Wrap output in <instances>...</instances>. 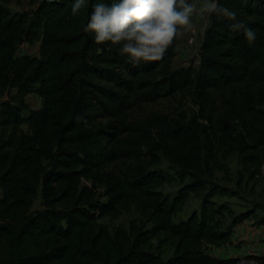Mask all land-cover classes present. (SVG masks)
I'll use <instances>...</instances> for the list:
<instances>
[{
    "label": "trees",
    "instance_id": "16d2710c",
    "mask_svg": "<svg viewBox=\"0 0 264 264\" xmlns=\"http://www.w3.org/2000/svg\"><path fill=\"white\" fill-rule=\"evenodd\" d=\"M72 2L20 13L0 1V264H234L207 247L230 243L250 214L213 201L224 190L210 178L227 170L220 153H237L254 173L264 165V0H220L256 40L212 17L198 65L180 68L179 39L160 61L133 66L83 31L91 6L73 17ZM38 42L39 55L17 54ZM178 96L197 101L199 117L137 118ZM161 156L192 179L172 200L160 190L167 176L151 169ZM202 192L200 213L176 221ZM134 206L143 223L110 232L100 222ZM154 240L174 247L168 261Z\"/></svg>",
    "mask_w": 264,
    "mask_h": 264
},
{
    "label": "rangeland",
    "instance_id": "374dc122",
    "mask_svg": "<svg viewBox=\"0 0 264 264\" xmlns=\"http://www.w3.org/2000/svg\"><path fill=\"white\" fill-rule=\"evenodd\" d=\"M1 1V0H0ZM42 0H8L9 8L12 12H27L34 10ZM193 23L195 25L192 31L185 32L179 38L176 55L173 59V67H188L190 65H198L200 59V50L205 34V30L209 26V19L202 16H194ZM40 42L35 44L24 43L18 47V55H39ZM28 104L34 108L42 107V99L36 94H30L27 97ZM137 118H148L149 116H168L170 119L184 117L190 120L199 117V105L192 97L187 99L182 96L164 98L156 103L144 106L143 109L137 111ZM200 119V118H199ZM201 121V119H200ZM218 158L226 166V171L214 170L212 182L223 188V194L215 196L212 200L219 204L228 205L236 215L241 213L250 214V219L254 221L255 232L249 238L243 240H235L233 245L227 248V252L233 253L240 251L238 257L246 255H264V165L260 171L254 173V169L248 163L239 157L237 153L224 155L220 153ZM210 166L213 162H208ZM152 170L161 171L167 178L168 182L160 187L165 196L172 200L179 191L188 184L192 183V179L175 163L170 162L165 157H160L157 165L152 166ZM207 177V176H206ZM208 179V177H207ZM210 189L209 185L206 187ZM104 189H101V193ZM204 192L200 194L192 193L187 201L184 210L176 217V221L187 219L194 212L200 213ZM41 200L35 203V208H41ZM232 218L226 216L225 222L230 224ZM136 221L143 223L141 212L134 206L130 211L122 213L120 216L105 217L100 220L107 226L110 232L121 227L129 229L130 224ZM248 225V224H247ZM151 224H148L150 227ZM246 228V227H245ZM247 229H250L248 226ZM154 248L156 253L161 254L164 261H168L174 253V247L170 244L159 246L157 240H154ZM207 252L211 253L212 247H207Z\"/></svg>",
    "mask_w": 264,
    "mask_h": 264
},
{
    "label": "clouds",
    "instance_id": "9594fccd",
    "mask_svg": "<svg viewBox=\"0 0 264 264\" xmlns=\"http://www.w3.org/2000/svg\"><path fill=\"white\" fill-rule=\"evenodd\" d=\"M89 5L83 31L98 45L115 46L136 67L160 61L174 41L194 29V16L228 19L233 21L230 28L243 32L249 44L257 38L255 30L237 20L220 0H73L71 15Z\"/></svg>",
    "mask_w": 264,
    "mask_h": 264
},
{
    "label": "crops",
    "instance_id": "0c3cea01",
    "mask_svg": "<svg viewBox=\"0 0 264 264\" xmlns=\"http://www.w3.org/2000/svg\"><path fill=\"white\" fill-rule=\"evenodd\" d=\"M253 224H254V221L248 219V220L244 221L243 223L235 226L233 228L231 242L224 245V246H220V247L213 246L214 248L211 251V253L209 252V254H211L214 257L220 258V259L237 258L240 251L229 253V252H227V248L231 247L233 245V242L236 239L237 240H239V239L243 240V239H246V238H249L250 236H252V234L255 233L254 231L251 232L254 229V226H251ZM248 226L250 227V229H247ZM209 247H212V246H209Z\"/></svg>",
    "mask_w": 264,
    "mask_h": 264
},
{
    "label": "built area",
    "instance_id": "2783aa9c",
    "mask_svg": "<svg viewBox=\"0 0 264 264\" xmlns=\"http://www.w3.org/2000/svg\"><path fill=\"white\" fill-rule=\"evenodd\" d=\"M234 264H260V262L255 255H246L237 257V260Z\"/></svg>",
    "mask_w": 264,
    "mask_h": 264
}]
</instances>
